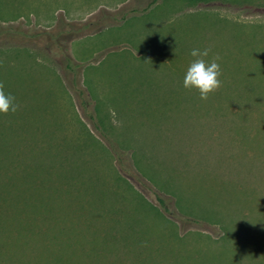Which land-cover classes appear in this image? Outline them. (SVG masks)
Masks as SVG:
<instances>
[{
	"label": "rangeland",
	"instance_id": "1",
	"mask_svg": "<svg viewBox=\"0 0 264 264\" xmlns=\"http://www.w3.org/2000/svg\"><path fill=\"white\" fill-rule=\"evenodd\" d=\"M45 1L0 9V31H16L0 36V70L20 69L42 93L36 118L57 133L32 119L14 154L53 155L66 141L74 161L88 157L92 180L48 182L63 191L57 220L86 237L77 252L90 233L117 231L96 264H264V0ZM205 48L221 86L201 100L182 81ZM64 54L79 64L76 87ZM33 218L15 214L10 237L45 230Z\"/></svg>",
	"mask_w": 264,
	"mask_h": 264
},
{
	"label": "trees",
	"instance_id": "2",
	"mask_svg": "<svg viewBox=\"0 0 264 264\" xmlns=\"http://www.w3.org/2000/svg\"><path fill=\"white\" fill-rule=\"evenodd\" d=\"M7 1L0 0V9L2 11L7 6ZM30 1L32 2V4L30 3L31 5L34 3L38 5L40 2L46 4L45 0H40V2H35L36 0ZM157 1H150L148 6ZM185 1L196 4L210 0ZM37 5H33L32 8L36 7L38 10ZM53 12L50 14L52 18ZM18 17L20 16L12 15L10 18L16 19ZM2 19L5 20L6 18ZM57 19L59 20V18ZM90 24L84 23L78 29H73L75 31L72 34L74 35L86 26L90 27L93 25ZM62 31L60 30L59 33H62ZM15 32L3 29L0 31V36L9 37L10 34ZM20 34L26 37L29 36V33H25L24 31L20 32ZM48 39H50L49 41H53L55 36L51 34ZM28 56H30L29 53ZM63 57L65 67L73 76L72 87H76L78 76L80 75L79 64L68 54H64ZM31 60V58H28V62ZM1 64L4 65L5 63H0V67L3 66ZM47 70L52 73L55 80L62 87L61 89L67 93L68 91L64 87L63 80L57 71ZM0 82L4 83V91L12 94L19 105L15 113L0 114V264H96L97 260L94 256H98L99 252L96 253L98 248H101L102 252L111 250L112 245L107 244V241H112L113 239L112 242H114L117 239H122L121 233L117 231L116 234H113L111 231V235L110 233L102 235L97 232L90 233L88 236V249H81L80 252H77V244H82V241L84 243L86 237L83 233L81 235L74 234L70 226L71 224L68 222H62L63 224L61 225L60 220H57L59 217H56V213H58V208L56 207L58 205L63 207L64 203L58 204L63 191L57 185L50 186L48 184V182L66 180L70 185H74V181H78L77 183L82 186L84 184V179H82L84 175L87 180H92V176H86L85 173L89 169V164L85 162L88 157L82 159L84 162L82 164L74 161L72 159L74 154L69 151L66 141L60 146L59 143L57 144L53 155H51L50 148V151L46 150L42 155L35 154L31 157H18V154H14L15 149L12 144L16 133H30L31 128L29 125H31L32 119H34L33 123L41 122L42 127V116L41 120H37L36 118V116L38 117L37 112L40 110L35 108V105L41 103L42 97L39 100L38 98L42 93L38 89H35L34 85H30L31 83H29L28 78L24 77L20 69L16 70L11 68V66L0 70ZM85 91L87 92L86 88ZM33 102H35V105L32 104ZM80 102L83 104L85 108L83 110H86L88 118L94 120V113L91 114L87 107L88 103L90 104L88 99L83 97ZM42 133L48 139H54L57 134L47 133L44 125ZM89 134L92 135V133ZM105 134L107 136V133ZM99 145L100 148L104 147L101 144ZM81 146L83 145L81 144ZM82 156L83 153L81 158ZM47 157H49V162L46 160ZM119 164L124 170H127V167L122 162H119ZM54 167H57V170H54ZM53 176L57 178L54 179ZM84 187L82 191L86 190ZM159 200L161 203L163 202L162 198H159ZM14 211L15 213H13ZM19 212H29L34 215L35 226H38L37 224L40 222L39 224L45 227V230L39 227L36 230L26 229V231L24 230L22 233L18 232L17 235L10 237V229L6 227L7 223L14 225L13 223L16 222V219L14 218V220L12 217L15 214H19ZM100 215L98 213V216ZM19 224H21L20 221ZM124 245L126 246L127 242ZM260 249L262 252L264 246ZM236 264H239L237 260ZM257 264H262L260 258Z\"/></svg>",
	"mask_w": 264,
	"mask_h": 264
},
{
	"label": "clouds",
	"instance_id": "3",
	"mask_svg": "<svg viewBox=\"0 0 264 264\" xmlns=\"http://www.w3.org/2000/svg\"><path fill=\"white\" fill-rule=\"evenodd\" d=\"M210 49H192L190 55L192 60L183 76V87L185 89H195L199 93L201 100H207L210 93L216 91L221 86L219 77L221 76L220 65L217 63L218 56H213L212 60L206 61L204 57L209 55ZM4 83L0 82V114L7 115L9 112L15 113L19 105L15 97L4 91Z\"/></svg>",
	"mask_w": 264,
	"mask_h": 264
}]
</instances>
